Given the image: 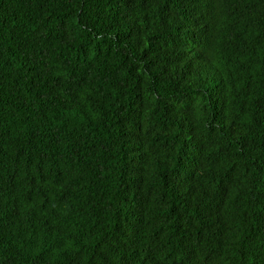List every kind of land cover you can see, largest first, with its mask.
<instances>
[{
    "label": "trees",
    "instance_id": "16d2710c",
    "mask_svg": "<svg viewBox=\"0 0 264 264\" xmlns=\"http://www.w3.org/2000/svg\"><path fill=\"white\" fill-rule=\"evenodd\" d=\"M127 241L264 264V0H0V264Z\"/></svg>",
    "mask_w": 264,
    "mask_h": 264
},
{
    "label": "clouds",
    "instance_id": "9594fccd",
    "mask_svg": "<svg viewBox=\"0 0 264 264\" xmlns=\"http://www.w3.org/2000/svg\"><path fill=\"white\" fill-rule=\"evenodd\" d=\"M168 222V218L165 219V221L162 223L163 225H166ZM130 241H127L126 244H125V247L123 249V251L117 256V259H118V263L117 264H127V255L125 253L128 245H129ZM164 256V255H163ZM163 256L154 260L153 262H151L150 264H165L164 263V259H163Z\"/></svg>",
    "mask_w": 264,
    "mask_h": 264
}]
</instances>
